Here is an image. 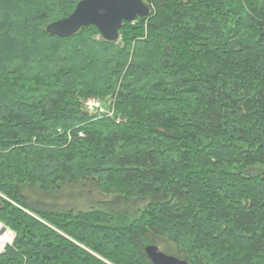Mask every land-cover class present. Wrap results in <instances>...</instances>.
Masks as SVG:
<instances>
[{
    "label": "trees",
    "instance_id": "trees-1",
    "mask_svg": "<svg viewBox=\"0 0 264 264\" xmlns=\"http://www.w3.org/2000/svg\"><path fill=\"white\" fill-rule=\"evenodd\" d=\"M80 1L0 0V264H264V0Z\"/></svg>",
    "mask_w": 264,
    "mask_h": 264
},
{
    "label": "water",
    "instance_id": "water-1",
    "mask_svg": "<svg viewBox=\"0 0 264 264\" xmlns=\"http://www.w3.org/2000/svg\"><path fill=\"white\" fill-rule=\"evenodd\" d=\"M148 15L149 8L141 0H81L69 16L48 24L45 32L49 36L67 38L81 28L92 26L105 41L114 42L123 22L132 23ZM6 230L0 224V233ZM144 252L151 264H187L164 255L154 246L145 247Z\"/></svg>",
    "mask_w": 264,
    "mask_h": 264
},
{
    "label": "built area",
    "instance_id": "built-area-1",
    "mask_svg": "<svg viewBox=\"0 0 264 264\" xmlns=\"http://www.w3.org/2000/svg\"><path fill=\"white\" fill-rule=\"evenodd\" d=\"M86 107L88 109L89 112H94L97 114H102L105 115L106 111L104 110V108L100 105V103L96 102V101H88L86 103ZM109 115V114H106ZM12 234L5 232L0 234V253L2 252L3 248L6 245H9L12 242Z\"/></svg>",
    "mask_w": 264,
    "mask_h": 264
},
{
    "label": "rangeland",
    "instance_id": "rangeland-1",
    "mask_svg": "<svg viewBox=\"0 0 264 264\" xmlns=\"http://www.w3.org/2000/svg\"><path fill=\"white\" fill-rule=\"evenodd\" d=\"M99 101H100V100H97L96 102L100 103L101 106L103 105L102 107L105 109V105L103 104L104 101H100V102H99ZM104 103H106V102H104ZM80 194H81V193H80Z\"/></svg>",
    "mask_w": 264,
    "mask_h": 264
},
{
    "label": "bare ground",
    "instance_id": "bare-ground-1",
    "mask_svg": "<svg viewBox=\"0 0 264 264\" xmlns=\"http://www.w3.org/2000/svg\"><path fill=\"white\" fill-rule=\"evenodd\" d=\"M5 232L12 234L8 229L6 231H4L3 233H5ZM0 234H2V233H0Z\"/></svg>",
    "mask_w": 264,
    "mask_h": 264
}]
</instances>
